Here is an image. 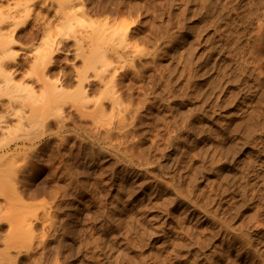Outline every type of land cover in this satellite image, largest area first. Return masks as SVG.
<instances>
[{"label":"rangeland","instance_id":"obj_1","mask_svg":"<svg viewBox=\"0 0 264 264\" xmlns=\"http://www.w3.org/2000/svg\"><path fill=\"white\" fill-rule=\"evenodd\" d=\"M0 15L23 25L7 70L30 89L0 94V120L25 117L0 132V264H264V0H0ZM63 72L88 102L53 95ZM115 74L120 99H102Z\"/></svg>","mask_w":264,"mask_h":264},{"label":"bare ground","instance_id":"obj_2","mask_svg":"<svg viewBox=\"0 0 264 264\" xmlns=\"http://www.w3.org/2000/svg\"><path fill=\"white\" fill-rule=\"evenodd\" d=\"M7 23H8V21H6V18H4L3 16L0 15V74L3 77V79H4V84L2 85L0 83V94H5V95L9 96L11 102L14 103V99L17 102L16 97L14 96V93H16L18 91H26V92H28L30 89L27 88V87H23L22 85L14 84L13 83V74L9 73L8 70H7L9 67H13L14 72L18 73L22 69V65H20L17 61H15V59H14L15 55L13 53H10V51H11L13 46L18 45L19 42L17 41V39L19 37V33L21 32V27L23 26L20 23L15 24V25H7ZM34 38H35L34 35H31L30 37H27V39H32V40H34ZM95 48H98V47L95 46L93 48V50H92V52L90 54V56H91L90 58L91 59H92V55H93L92 53H94L93 51H96L94 53L95 55H96V53L99 52ZM60 53H63V50L61 48H57V47L54 48L53 46L48 47V48H46V49H44L42 51L40 59L38 61V66L42 70L43 73L45 71L48 73V71L51 70L52 65H54V66L56 65V63L54 62L55 59H53V56L57 55V54H60ZM95 55H94V57H95ZM96 57H97V59L99 61L96 59L95 63L97 64L98 62H100L99 64L101 65V68H99V70H101L103 68L102 69L103 75L106 72H109V69H110L109 65L110 64L106 63L107 60H108L107 59V52L104 50V51L98 53V55H96ZM87 58L88 57H86L85 59H87ZM6 60H8L9 62H6ZM90 60H88L89 61L88 68L90 66L94 67L96 65L94 63V61H91L92 63H90ZM85 61L87 62V60H85ZM90 64H92V65H90ZM54 66H53V68H54ZM97 66H98V64L95 67H97ZM106 66H109L108 69H107ZM86 67L84 68L85 69L84 73L88 72L87 71L88 69H86ZM91 68L92 67H90V69ZM101 73L102 72L97 73V74L98 75L100 74V76H101ZM115 73L117 74L116 71H115ZM116 74H115V76L111 77L110 81H108V78L106 79L107 82L105 84L108 85V86H105L106 89H104L105 93L104 94L102 93V96H101L102 99H109V100H113V101L117 100L116 97L118 99H120L121 95L119 96V91L122 90V89H120L121 87L119 88V83L116 80ZM98 75H97L96 78L99 77ZM105 76H107V75L105 74ZM99 78L101 80L104 79V77H102V78L99 77ZM102 82H104V80ZM9 83H12L11 87H12L13 91H9V89H10ZM72 84H73V81L67 76L66 73L63 72L62 73V77L59 78L55 83L52 84L53 88H54V91H55V92H53V95L55 94V97H57V98H61V97L65 98L66 96H69V97H67V99L68 100H69V98L73 99L72 102L73 101H75L77 103L78 102L79 103L84 102L86 100V98L89 97L88 94H91L90 90H92L93 87L89 90L91 85L89 84V82H86L85 79H82V80H80V90L81 91L79 90L80 92H77L78 95L74 94V96L72 97V95L71 96L67 95V93L63 90L66 85H72ZM58 92H59V94L62 93V92H65V94L62 93L64 95V96H62V95H59ZM56 94H57V96H56ZM17 98H18V96H17ZM75 102H73V103L75 104ZM97 106H98V110H99L98 114L99 115L101 114V116H102V114L105 113V110H106V109H104L103 101L97 102ZM10 107L12 109L8 110L6 112V115L4 117H2V119L0 120V132L1 133H2V130H3L2 124L5 123V121L8 118H10L11 116H16L19 120H24L25 119V117L20 112L16 111L15 109L13 110V106L12 105ZM59 108H60V106H59ZM56 109H58V108H56ZM21 111H23V108H21ZM60 111L63 112V108H61ZM41 112H42V110H41ZM50 112H53V108H52V110ZM38 114H39V112H38ZM40 116H42L40 119L42 120V122L44 120V124L45 125H51L52 121L50 120L49 115H47V116L40 115ZM101 116H99V117H101ZM30 141H32V140H30Z\"/></svg>","mask_w":264,"mask_h":264}]
</instances>
